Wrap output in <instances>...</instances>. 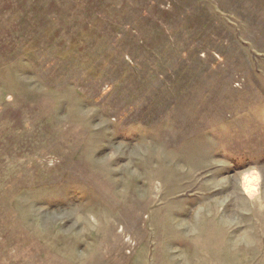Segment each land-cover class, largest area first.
Wrapping results in <instances>:
<instances>
[{
  "label": "rangeland",
  "instance_id": "obj_1",
  "mask_svg": "<svg viewBox=\"0 0 264 264\" xmlns=\"http://www.w3.org/2000/svg\"><path fill=\"white\" fill-rule=\"evenodd\" d=\"M0 264H264V0H0Z\"/></svg>",
  "mask_w": 264,
  "mask_h": 264
}]
</instances>
